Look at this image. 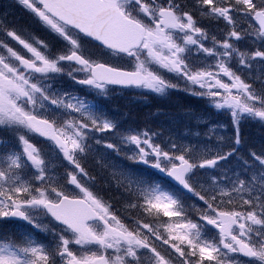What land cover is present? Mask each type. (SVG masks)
Listing matches in <instances>:
<instances>
[{"label":"snow or ice","instance_id":"snow-or-ice-1","mask_svg":"<svg viewBox=\"0 0 264 264\" xmlns=\"http://www.w3.org/2000/svg\"><path fill=\"white\" fill-rule=\"evenodd\" d=\"M18 2L57 34L64 42L65 50L52 53L43 41L36 40L34 46L21 38L16 30L0 28V31H6L7 37L18 42L31 54L26 58L0 41V48L6 49L8 53V56L0 55V130L13 133L22 145V151H13L3 157L6 167H0V217H18L36 228H42V225L35 222L32 214L42 211L45 215H50L58 225L47 229L53 237L50 245L37 243L28 237H25L26 242L23 243L0 238V264H144L142 257L148 253L149 264H171L170 259L149 242L150 236L162 239L157 228L136 220L135 227L130 230L111 211L110 204L105 203L100 195L77 179L81 174L88 176L81 159L91 147L88 143L89 130L111 132L117 125L107 118L101 119L88 105L69 93L53 91V85L44 81L54 79L52 74L63 73L65 69L62 62H68L71 70L66 74L73 80H76V71L88 73L87 78L76 81L82 85L101 90L106 84L137 85L156 93H165L179 85L171 83L160 74L159 69H164L185 78L192 85L206 89L202 93L194 92V95L221 97L214 101V105L217 109L230 111L235 131L234 144L240 145L241 119L251 117L264 121V89L258 91L245 83L223 61L216 64L218 72L203 68L193 70L187 62L186 54L191 51L189 46H197L198 52L202 51L209 56L230 59L235 54L239 57V63L244 66H250L249 60H264V51L257 50L249 56L230 42L242 39L241 33L236 30L234 19L239 14L258 23L255 35L264 40V0H198V4L210 6L208 9L201 8L202 16L222 18L232 26L223 41L217 40L215 36L211 37L212 47L204 46V41L209 39L208 33L197 26L192 12L184 10L185 5L181 0ZM86 42H98L97 47L134 58V70L122 71L92 61L84 54ZM73 64L79 65V68L72 67ZM220 72L232 83L222 82L218 78ZM213 88L217 91H212ZM219 89L224 92L221 93ZM233 89L236 90L235 94ZM73 100L76 102L73 103ZM49 107H53L54 111L70 110L78 113L80 118L58 123L55 117L49 118L44 114ZM28 135L45 137L55 143L63 159L73 166V171L67 173L68 183L75 185L83 194L82 197L70 196L53 186L55 181L48 175V162L42 157L41 150L27 138ZM218 139L223 140L224 137L220 136ZM95 142L100 144L101 140L96 139ZM7 143L0 137V145L7 146ZM122 144L135 146L136 150L127 156L128 160L166 174L172 187L193 193L206 205L200 212V220L206 223L197 224L187 220L184 224L165 226L169 233L175 228L183 229V234L163 239L165 245L170 240L179 241V244L173 243L171 247L182 258L181 264H203L205 260L220 264L217 257L228 256L229 253L253 258L248 264H264V153H249L250 159L260 166L259 172L247 180L238 177L231 189L216 192L213 188L204 190L207 195H202L193 187V170L197 167H216L219 161H227L235 155L236 147L227 152H217L213 158L202 159L199 163L190 162L184 155H170L159 144L152 143L147 132L125 135L120 144L105 143L104 147L119 155ZM172 147L175 148L176 145L173 144ZM239 159L247 171L249 160L243 157ZM174 160L180 163L176 164ZM29 168L35 171L29 179H23L20 171H27ZM213 179L215 182V178ZM34 181H39L40 186H36ZM133 183L140 193L137 198H142L143 203L130 202L126 208H140L150 216L153 215V210L156 214L162 212L166 217L182 215L180 200L173 192L165 190L159 180L149 187H142L148 184L146 179L130 180L125 187L130 194ZM121 186L117 184V187ZM245 192L248 193V198L243 199V204L251 207L246 212L220 210L216 203L218 196H228V203L231 204L232 193ZM208 226L219 229L218 242L215 237L206 238L205 230H208ZM143 229H147V234L142 235ZM71 245L79 247L73 250ZM89 245H97L105 251L114 249L116 255L109 258L97 251H85V246ZM180 245H186V248ZM193 257L198 259L193 260ZM232 259L235 264H243L235 257Z\"/></svg>","mask_w":264,"mask_h":264},{"label":"flooded vegetation","instance_id":"flooded-vegetation-1","mask_svg":"<svg viewBox=\"0 0 264 264\" xmlns=\"http://www.w3.org/2000/svg\"><path fill=\"white\" fill-rule=\"evenodd\" d=\"M181 2L185 5L184 10L192 12L194 19L197 21V26L204 29L209 36V39L204 41L205 47H212V41L211 37L215 36L217 40L223 41L224 39H221V30H220V23L223 19H214L211 17H205L200 14L201 8L208 9L210 6H202L198 4V0H181ZM215 2V1H214ZM34 15V16H33ZM242 24V22H241ZM0 28H7V29H14L16 30L17 34L21 36V38L27 40L29 43H33L35 45V41H43L45 44L48 45L49 50L52 53H59L65 50V44L61 41V39L55 34L48 26H46L43 22H41L34 13H32L29 9L25 8L22 4L18 2V0H0ZM248 29V28H247ZM252 29H248L245 32L246 38L241 41H230L234 43V47L238 48L239 51H243V47H246L245 51L249 54L254 53L257 50L264 51V44L263 42H259V39L253 38L251 35ZM180 42V41H178ZM244 42V43H243ZM6 44L9 45V47H12L17 45V47L20 49V54L25 55L26 58L30 57V53H27V50L23 49L22 45H19L18 42L12 40L10 37L8 38V42ZM84 46L87 49L92 50H85L84 54L87 58L91 59L94 62L97 63H104L106 66L118 68L120 70H125V62H127L126 58L114 53H110L101 47H97L92 42H86ZM191 48V51L188 52L187 55V62L189 63V66L193 68V70L197 69H206L211 64H213L216 61H224L227 60L229 62L237 61L239 57L237 55H233L232 58L227 57H220V56H205L206 53L202 51H197V46H189ZM14 49V48H13ZM43 50V48H41ZM219 51H223V49H219ZM7 53V52H6ZM8 56V53L6 54ZM132 64L135 65L134 58ZM259 59V58H258ZM64 65V72L54 74L55 79L53 82V90L56 88V86H59L58 89H60V93L63 94L64 92L69 93L72 96H76L81 98L82 94L79 93V90L76 86V80H73L71 77H69L66 73L70 71L71 69L68 66V62H62ZM72 67L79 68V65L73 64ZM78 72H74L75 77H84L88 76V73L80 71L82 73V76H78ZM83 78H80L81 80ZM191 84V83H190ZM199 89H202L198 87ZM99 90L101 94L105 97L104 100L100 98H96L95 94L94 97L90 95V93L87 95V104H89L91 101H93V104H91L90 108L93 109V106L103 108L102 112L105 113V115L109 112V109L107 108L109 106V102L112 101L116 97H120V95H123L125 91H118L121 89H117L116 87L107 86L105 85V88L103 90ZM206 91V89H203ZM215 88L212 89L214 91ZM103 93V94H102ZM71 115H77L76 113H71L68 116ZM50 118V117H49ZM2 132H7L9 134L8 143L7 146L0 147V154L2 156L8 155L10 151L17 148L14 147L13 143L17 142L20 143L17 139V137L6 130H1ZM30 137L33 135H29ZM34 137V136H33ZM35 142L40 141L39 139H35ZM5 140H7L5 138ZM93 140L92 138H89L88 141ZM57 152V151H56ZM0 167H6V166H0ZM60 167H48V170L51 172H55ZM33 172V169L29 168L27 171L21 170L20 174L23 179L28 178V175H31ZM40 184H37L38 186ZM129 202H142L140 199H134L130 200ZM35 219V222L42 225V228H36L31 224H20V222L15 221L12 217H0V238H9L11 240H19L20 243L26 242L25 237L32 238L37 241V243H40L41 238L44 234H49L50 239L53 241V237L47 229H51L54 227H57L53 222H51L45 214L41 212H33L32 213ZM59 230V229H57ZM144 232V231H143ZM143 234H147V231H145ZM142 234V235H143ZM160 236L162 239L157 240L154 236H150L149 242L154 244V246L157 248L158 251L161 252L162 255H167L168 250V244H163V239L170 238L169 233L165 231H159ZM51 244V242H49ZM186 248V245L184 246ZM145 251L146 250H142ZM122 254V253H121ZM116 253H112L109 258H114ZM150 253L144 255L142 257L144 264H149V257ZM176 255L179 256V253L176 252ZM180 257V256H179ZM182 258H180L176 263L181 264Z\"/></svg>","mask_w":264,"mask_h":264},{"label":"trees","instance_id":"trees-1","mask_svg":"<svg viewBox=\"0 0 264 264\" xmlns=\"http://www.w3.org/2000/svg\"><path fill=\"white\" fill-rule=\"evenodd\" d=\"M138 108V105L136 106ZM198 110L194 113L198 114ZM188 111L182 108L181 104L178 102L172 106H163L158 107L154 110V116L160 120L165 122L166 126L173 131V135L178 137L176 143L180 144V140L182 143L186 145L184 141L189 142V148H194L196 141L203 138L204 146L207 149L211 146L210 149L219 148L220 152L230 151L232 147L237 148V152L235 155L230 157L227 161H219L217 166L214 167L213 170H210L208 174H205L204 178L203 173L200 171L199 167L193 170V187L196 191L201 192L202 195H207L204 190H211L215 188L216 192H219L221 189H231L233 183L238 177L239 179L247 180L251 175L260 171V166L257 162H254L250 159L249 153L256 152L257 154L264 153V124L258 122L257 120L248 117V119H244L239 123V133L241 138V144H234V136L235 131L234 127L231 124V121L228 120V124L225 127H220V133H209L210 129L216 130V127H208L203 125H196L190 117H188ZM127 120L130 122L133 128H137L136 130L143 131L147 127L146 118L143 117L142 114L136 109L135 112L127 113ZM139 123L142 125L140 127ZM161 127L159 126V129ZM223 136L224 139L220 140L218 137ZM194 151V149L192 150ZM217 152H212L211 154H201L199 157V161L202 159H211L216 155ZM240 157L249 160L248 170H245V166L242 164ZM195 157L188 158L190 161H193ZM197 163V162H195ZM215 178V182L214 179ZM233 194V193H232ZM242 197L236 199L239 202L240 207L245 206L243 204V199L248 198V193L245 192L239 194ZM194 199H197V202H203L199 200L197 196L193 193L189 196V200L191 202H195ZM218 199V198H217ZM223 202H228L229 197L224 196ZM217 202V201H216ZM230 208L223 206L225 210H236L239 207L235 206V204H231ZM259 211V209H257Z\"/></svg>","mask_w":264,"mask_h":264},{"label":"rangeland","instance_id":"rangeland-1","mask_svg":"<svg viewBox=\"0 0 264 264\" xmlns=\"http://www.w3.org/2000/svg\"><path fill=\"white\" fill-rule=\"evenodd\" d=\"M215 1V0H214ZM245 18V16H244ZM222 19V18H221ZM224 22V20H222V23ZM227 24V23H226ZM224 27V26H223ZM237 29H239V32L241 33L242 35V32H243V25H238L237 26ZM245 29L247 30V26L245 25ZM251 35L253 37H255V33H251ZM244 39V36H242V39L239 40V41H242ZM260 41L259 42H263L264 43V40H261L259 39ZM84 49L85 50H92V49H87L85 46H84ZM17 52L20 53V50H16ZM205 56H209L208 54H205ZM221 61V60H220ZM218 61L214 62L213 64H211L209 67H207L206 69L207 70H210V71H213V72H218L219 70L216 68V64H217ZM248 64L250 66H244V65H241L239 63V59L237 61H233V62H230L229 64H227V66L230 68V70L232 72H234L236 75H239L241 77V79L247 83L251 78H252V83L255 81V83H259V86L263 85L264 86V62H262L260 59L256 58L254 60H249L248 61ZM160 71V74L164 76L165 79L169 80L171 83H174V84H178L179 87L178 88H175L176 90H173V91H176L178 94H182L183 92H186V85L184 84V82H188L186 81L185 78L183 77H179L177 76L176 74L174 73H170V72H167L166 70L164 69H159ZM52 76L54 77L55 79V75L52 74ZM78 76H82V73L79 71L78 72ZM86 78V77H85ZM84 78V79H85ZM219 79L222 80V82L224 83H228V84H231L232 81L229 80V78L227 76H224V74L222 72L219 73ZM54 79H48V80H45L44 82L46 84H53L54 82ZM249 79V80H248ZM79 80V79H78ZM76 80V81H78ZM214 83V82H213ZM76 86H77V89L79 90V93L82 94V97H86V95H88L90 93V95L92 97H94V94H95V97L96 98H100L102 100L105 99V97L103 95H99L101 94L99 90H96V88L92 87V86H88V85H82V84H79V83H75ZM195 86H199V85H195ZM59 86H56V88L53 90L55 92H59L60 93V89H58ZM147 90V92L150 91V89L148 88H145ZM173 89V88H171ZM190 89V88H189ZM258 91L261 90V88H256ZM264 89V88H263ZM192 90V89H190ZM214 91H217V89H215ZM219 91L221 93L224 92L223 89H219ZM233 93L235 94L236 93V90L233 89L232 90ZM103 94V93H102ZM72 96V95H71ZM76 97V96H74ZM78 100H79V97H76ZM214 98V97H212ZM217 98H220L219 96ZM216 100V99H213V101ZM73 103H75L76 101L73 100L72 101ZM91 105H89V109L95 114L97 115L98 117H101L100 113H101V110H98V109H92L90 108ZM225 111H222V114L225 117H230L231 118V122H232V117H231V114L230 113H223ZM73 112H70V110H64V109H59V110H55L53 109V107H49L46 111H45V115L49 116L50 118H53L55 117L57 120H58V123H62L63 120H66V119H79V114L78 115H71L70 117L68 116L69 114H71ZM77 114V113H76ZM105 114V113H103ZM255 120H257L258 122L264 124V121H261L259 120L258 118H256ZM232 125H233V122H232ZM116 137L120 139L121 141V138L125 135H129V134H140L139 132H135L133 131V129L128 126L127 124H124L123 125V129H122V126H120V128H116ZM120 132H122L123 135L120 134ZM89 134H93V135H96L97 137L94 138V141H96V139H100V136H102V133L101 132H98V131H93V130H89ZM30 140L31 143L32 140L31 138H28ZM93 139V138H92ZM186 143L185 144H181V145H178L176 143L175 140H171L170 141V146H169V150H167L170 155H173V156H178L177 153L179 152H182V155L183 154H187V155H197V157L195 158L196 161L200 162L199 161V158H198V155L201 154H207L211 148V146H209L206 150L203 149L205 148L204 146V139L201 138L199 139L198 141H196L195 143V147L193 148L194 151H191L193 149H190L189 148V141H184ZM109 143H117L115 140L114 142L111 140V142ZM162 146H166L165 143H160ZM175 144L176 147L173 148L172 145ZM21 148H20V151H22V145L20 144ZM124 147L125 150L122 148L121 150V153H125L127 154L128 152H133L135 151V146L134 145H126V144H122L121 147ZM41 146H38V148H40ZM104 147V145H102V148ZM144 147L147 149V146L144 145ZM104 149H106L104 147ZM200 152V153H199ZM174 163L178 164L180 163V161L178 160H174ZM5 164L3 158L0 157V166H3ZM170 166V165H169ZM214 169V167L212 168ZM65 172H66V177H65V182L68 184V175L67 173L68 172H71L73 171V166L72 165H68V168H65L64 169ZM203 172H207V169H204ZM48 175L51 177V174L48 173ZM77 179L81 182H84V180H87V176H83L82 174L81 175H78ZM60 184V182H58ZM54 186V185H53ZM58 186H61L62 188L64 189H68L65 187V183L63 182L62 185H58ZM57 187V186H55ZM220 198V197H219ZM234 198V197H233ZM226 204H229L228 202H226ZM156 214V213H155ZM160 215H163L162 212L159 213ZM156 216L158 217V214H156ZM186 223V222H185ZM201 223H206V221H201L199 219V224ZM173 226H175L176 224H182V223H179V222H173L171 223ZM168 225V224H167ZM166 226V225H165ZM165 232L169 233L168 231H166L164 229ZM177 234H183V229L181 228H175V230L172 232V233H169V236H174V235H177ZM175 243V244H179V241H175V240H170V243L168 244V250H167V255H165V257L167 259H170L171 261V264H177L176 262L181 258L179 256L176 255V251L174 248L171 247V245ZM181 247H184L185 245H180ZM105 251V250H104ZM107 253H110V252H114L115 253V250L114 249H108V251H106ZM122 255V254H121Z\"/></svg>","mask_w":264,"mask_h":264},{"label":"bare ground","instance_id":"bare-ground-1","mask_svg":"<svg viewBox=\"0 0 264 264\" xmlns=\"http://www.w3.org/2000/svg\"><path fill=\"white\" fill-rule=\"evenodd\" d=\"M88 167L91 171H93L95 173H98V171H99L98 166L93 159H91L88 162ZM121 193H122V191L116 195L111 196V199L116 206L119 204V202H129L130 200L136 199L135 195H133L132 193L131 194L129 193L128 196L125 198L120 195ZM139 195H140V193L137 196H139Z\"/></svg>","mask_w":264,"mask_h":264},{"label":"water","instance_id":"water-1","mask_svg":"<svg viewBox=\"0 0 264 264\" xmlns=\"http://www.w3.org/2000/svg\"><path fill=\"white\" fill-rule=\"evenodd\" d=\"M255 23L258 25V23L255 21ZM258 27H259V25H258ZM55 144V143H54ZM169 180H170V178H169ZM181 188H182V186H180ZM183 191H185V192H188L187 190H183ZM50 216V215H49ZM51 217V216H50ZM217 229V228H216ZM219 230V229H218ZM240 255H242V254H240ZM243 256V255H242Z\"/></svg>","mask_w":264,"mask_h":264}]
</instances>
